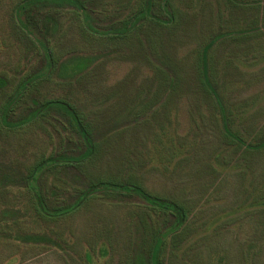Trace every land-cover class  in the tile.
I'll use <instances>...</instances> for the list:
<instances>
[{"label":"rangeland","instance_id":"374dc122","mask_svg":"<svg viewBox=\"0 0 264 264\" xmlns=\"http://www.w3.org/2000/svg\"><path fill=\"white\" fill-rule=\"evenodd\" d=\"M94 1L97 24L104 27L123 18L132 5L131 0ZM215 1L174 0L173 11L178 6L193 14L178 29L156 34L146 27L120 42L87 40L72 9L63 8L56 15L59 30L49 42L55 71L31 87L20 105L85 100L86 109L97 116L103 158L90 167L60 165L47 171L40 186L49 203H71L92 179L119 173L134 175L149 191L180 197L191 207L188 235L177 247L168 245L164 264H264V148H249L264 134V0H256L260 7L255 10L252 0H245L249 9L233 12V21L222 19L235 31L259 29L258 42L229 39L217 52L220 90L233 109V130L244 141L240 148L224 140L191 75L198 45L217 26ZM18 2L0 0V77L8 79L0 103L48 62L16 23ZM73 47L96 57L86 93L72 84L71 72L61 69ZM159 66L180 73V87L155 86ZM53 113L23 132L0 137V264H125L145 233H154L150 226L167 224L164 216L151 215L138 196L108 193L56 220L38 219L25 208L27 165L43 155L74 153L72 129L60 124L64 116Z\"/></svg>","mask_w":264,"mask_h":264},{"label":"trees","instance_id":"16d2710c","mask_svg":"<svg viewBox=\"0 0 264 264\" xmlns=\"http://www.w3.org/2000/svg\"><path fill=\"white\" fill-rule=\"evenodd\" d=\"M170 1V2H169ZM174 0H131L126 15L113 21L109 26H100L95 18L97 9L94 0H20L14 8L13 16L20 29L32 39L44 52L47 58V67L36 76L24 77L17 87L8 94L0 103V137L7 138L16 132H23L32 124L54 116L53 112L66 118L60 121L64 127L72 129V155L57 152L48 156H41L33 163L27 165L25 171V190L29 196V205L26 210L34 214L38 219L56 220L68 214L76 213L81 208L90 205L92 201L108 198L106 194L120 193L136 195L144 200L148 212L152 215L164 216L167 224L163 228H154V233L147 235L142 244H135L133 255L125 260V264H164V254L170 243L177 247L178 240L188 235L187 229L191 207L180 197L163 196L151 192L134 175L122 178L119 173L105 176L100 175L92 179L86 188L77 190L76 199L68 204H51L47 195L40 186L41 177L52 168L60 165H72L78 168L90 167L97 164L104 156L103 143L99 139L97 130V116L90 109H86L85 100H72L53 98L43 101H34V106L22 108L21 101L28 90L40 80L45 79L46 74L55 71L53 49L49 42L54 32L59 30L60 24L57 13L63 8H71L76 16L79 29L86 39L107 40L108 42H120L136 37L139 31L146 27L152 28L156 34L160 30L171 29L181 26L183 21L193 14L184 11L178 6L175 11L170 4ZM245 0H216V12L214 23L217 25L204 38L196 49L195 60L191 71L194 80V91L200 99L211 106L212 117L219 122L221 134L227 144L238 148L244 146L243 138L233 130L234 112L228 105L220 90L219 66L217 52L221 44L229 39H252L259 37V29L253 27L237 31L231 29L232 23L222 20L225 17L233 21L234 13L239 9H249ZM129 2V1H128ZM252 9L260 7L259 2H250ZM247 5H249L247 3ZM188 9V8H187ZM235 9V11H233ZM189 10V9H188ZM54 11V13H48ZM234 12V13H233ZM225 13V14H222ZM258 13L256 14V17ZM261 18V17H260ZM253 23H257L253 21ZM254 28V29H253ZM177 29H173L174 33ZM262 35V34H260ZM84 37V38H85ZM258 42V41H256ZM72 57L64 61L61 69L72 73V84L83 89L86 93L88 88V70L95 61V56L81 54L73 47ZM57 68V67H56ZM155 79L152 82L158 88L175 90L180 87L182 77L171 72L165 66H159L156 70ZM157 82V85H156ZM8 85L7 77H0V90ZM252 144V143H250ZM248 146V145H247ZM251 151H259L264 148V134L259 141L252 144ZM175 149V146L173 147ZM105 176V177H104ZM24 177V176H23ZM166 227V228H165ZM138 244V245H137ZM133 251V250H132Z\"/></svg>","mask_w":264,"mask_h":264}]
</instances>
